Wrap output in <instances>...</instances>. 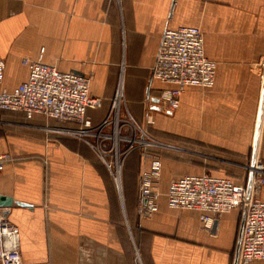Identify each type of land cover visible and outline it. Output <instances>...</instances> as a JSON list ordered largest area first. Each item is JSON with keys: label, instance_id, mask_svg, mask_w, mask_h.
Segmentation results:
<instances>
[{"label": "crops", "instance_id": "0c3cea01", "mask_svg": "<svg viewBox=\"0 0 264 264\" xmlns=\"http://www.w3.org/2000/svg\"><path fill=\"white\" fill-rule=\"evenodd\" d=\"M0 15L8 92L28 79L25 58L89 76L91 95L103 100L102 108L87 111L96 127L108 118L122 79L133 118L186 140L179 148L200 161H214L202 153L210 150L252 153L264 84L257 65L264 55V0H0ZM180 27L203 32L217 78L210 89L188 87L179 108L167 113L159 97L174 86L153 70L165 30ZM70 128L0 109V154L11 157L0 176V209L20 230L22 264H234L239 210L219 216L210 235L200 211L172 209L167 199L173 180L228 177L224 170L179 164L170 174L165 166L159 210L142 218L132 192L128 211L123 177L119 191L97 153ZM258 151L264 159V115Z\"/></svg>", "mask_w": 264, "mask_h": 264}, {"label": "built area", "instance_id": "2783aa9c", "mask_svg": "<svg viewBox=\"0 0 264 264\" xmlns=\"http://www.w3.org/2000/svg\"><path fill=\"white\" fill-rule=\"evenodd\" d=\"M177 1L174 0L175 3ZM23 65L29 69L28 79L13 92H8L3 87L6 65L0 55V109L23 112L29 120L40 115L73 125L75 128L68 129L67 133L84 141L97 153L121 191L125 157L136 145L141 148L153 146L148 142L149 134L139 128L129 111V118H126L123 80L119 81L108 118L95 127L87 111L102 108L103 100L91 95V77L63 72L28 58L23 59ZM153 75L160 82L174 86L162 91L159 97L160 105L167 113L179 108L188 87L213 88L217 63L206 55L203 32L196 27L166 29ZM9 160V155L0 154V176L4 164ZM162 171V161L154 157L149 168L141 173L138 214L142 218H150L159 210ZM251 172L253 178L249 199V175L247 181L241 183L229 177L209 174L186 175L173 180L167 194L170 208L200 211L202 229L210 235H215L219 216L233 210L243 214L247 206L238 264L264 260V169L258 160L253 168L249 167V174ZM22 263L20 230L0 209V264Z\"/></svg>", "mask_w": 264, "mask_h": 264}, {"label": "rangeland", "instance_id": "374dc122", "mask_svg": "<svg viewBox=\"0 0 264 264\" xmlns=\"http://www.w3.org/2000/svg\"><path fill=\"white\" fill-rule=\"evenodd\" d=\"M264 55L260 56L257 62V65L259 66V68L261 69V79L264 80ZM264 83V81H263ZM264 85V84H263ZM103 111H97V112H90L92 113V115H99L101 114ZM125 115L126 118H129V114H128V110H127V106H125ZM136 122L139 126V128L141 130H143L145 133H148L150 136V140L148 142H150L153 146H150L149 149H157L160 151V160L163 162V168L165 166L168 167V170L170 171V174L173 173V167H175L176 165L180 166H194V167H198L200 169H204L207 172H211V171H219V170H224L226 173L225 175L228 176L229 178H232L235 182L237 183H241V182H246L248 175H249V167H251V157H252V153L249 152L248 154H246L245 156H242L241 154H238L236 152H228V151H214V150H210V151H205L202 152L204 153V155L208 158V159H213L214 161L212 162H202L200 161V159L195 158V156H192L190 153H194V152H188L183 150L182 148H179L180 144H178L177 140L173 139V135L169 132H164L162 130H160V138L156 136L153 133H149L148 132V124H143L140 121H138L136 119ZM153 130H157L155 128V126H153L152 128ZM139 132V131H138ZM140 133V132H139ZM140 135H143L140 133ZM109 145H111V143H109ZM136 148H141L139 147V145L135 146ZM179 149H182L181 151ZM263 152L258 151V162L260 163L261 166H263L264 169V159H263ZM151 157H156V156H151ZM158 157V156H157ZM175 158H182V159H186V160H193L195 162H197L196 165L194 164H188L187 162H183V161H178ZM192 158V159H190ZM192 162V161H191ZM212 164V166L210 165ZM191 166V167H192ZM123 168V167H122ZM163 172V171H162ZM162 181V177L160 180V183ZM239 219H238V234H239V228H240V222H241V217H242V213L241 211H239ZM139 215V214H138ZM234 216V213H233ZM236 246V245H235ZM236 248V247H235ZM235 252V249H234ZM138 258V257H137Z\"/></svg>", "mask_w": 264, "mask_h": 264}, {"label": "trees", "instance_id": "16d2710c", "mask_svg": "<svg viewBox=\"0 0 264 264\" xmlns=\"http://www.w3.org/2000/svg\"><path fill=\"white\" fill-rule=\"evenodd\" d=\"M103 107V106H102ZM148 132L151 134L153 133L156 136L160 138V131L158 130H153V126L149 125L148 127ZM174 140L178 141V144L182 143L184 145H188L189 142H187L186 140H183L181 138H174ZM151 156H158L160 157V151L159 150H155V149H149V148H136L131 150V152L125 157L124 162H123V168H122V177H123V182H124V193H125V202H126V206L128 207V211H129V194L132 192L133 193V202H135L136 206L138 207V202H136L137 199V187H138V183L140 180V176L142 171L144 170V161L147 157H151ZM178 161H185L187 162L188 160L186 159H182V158H175ZM192 161V162H191ZM188 164H194L196 165L197 162L193 161V160H189ZM139 216V215H138ZM140 217V216H139ZM139 234L141 233L140 227H139ZM133 233L134 236L136 238L137 244H138V249L140 250V252L142 251L141 248V244L139 243V234L137 236V229L133 228ZM136 258V257H135ZM138 264V263H135Z\"/></svg>", "mask_w": 264, "mask_h": 264}, {"label": "water", "instance_id": "95a60500", "mask_svg": "<svg viewBox=\"0 0 264 264\" xmlns=\"http://www.w3.org/2000/svg\"><path fill=\"white\" fill-rule=\"evenodd\" d=\"M263 115H264V85H263L261 103H260L259 114H258L257 130H256V135H255V144H254V148L252 151V157H251V167L252 168L254 167V165L257 161V158H258V143L260 140ZM252 178H253V173L251 172L249 174V179H248V184H247V199H249L250 193H251ZM246 210H247V206L245 207V210H244L242 217H241L239 234H238V238H237L236 255H235L234 264H238V262H239L242 235H243V229H244L245 217H246Z\"/></svg>", "mask_w": 264, "mask_h": 264}]
</instances>
